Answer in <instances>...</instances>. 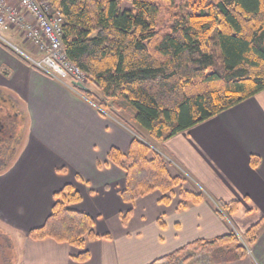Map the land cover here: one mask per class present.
<instances>
[{
    "label": "crops",
    "instance_id": "1",
    "mask_svg": "<svg viewBox=\"0 0 264 264\" xmlns=\"http://www.w3.org/2000/svg\"><path fill=\"white\" fill-rule=\"evenodd\" d=\"M83 86L101 97L89 82ZM0 89L23 106L28 119L17 156L0 174V224L16 238L15 264H150L196 240H212L230 229L243 233L260 220L251 255L229 264H264V91L155 143L123 110L107 102L101 114L80 93L83 88L24 64L1 44ZM135 132L146 142L147 135L170 162V174L183 178L168 205L159 202V191L133 204L119 196L125 173L107 153L112 147L126 153ZM66 184L81 197L72 207L93 218L99 235H109L86 243L85 262L73 260L78 248L27 236L44 223L54 193ZM183 188L201 191L204 199L178 209ZM219 201L238 202L231 218L218 209ZM128 209L132 214L122 225L120 213Z\"/></svg>",
    "mask_w": 264,
    "mask_h": 264
},
{
    "label": "trees",
    "instance_id": "2",
    "mask_svg": "<svg viewBox=\"0 0 264 264\" xmlns=\"http://www.w3.org/2000/svg\"><path fill=\"white\" fill-rule=\"evenodd\" d=\"M124 1L131 9L122 7ZM49 2L63 17L62 42L67 58L101 97L84 89H79L80 93L101 114L107 111V102L115 110L129 105L134 112L132 122L155 143L165 142L264 91V0ZM164 7L168 11L165 18ZM0 44L37 69L24 56ZM2 92L8 118L0 131V174L17 156L28 122L23 106ZM20 119L24 121L22 129ZM135 134L126 153L114 147L107 153V159L125 173L119 196L124 203L133 204L159 191V202L168 205L183 178L171 175L165 156L138 132ZM53 199L44 223L29 230L27 236L66 243L81 250L73 260L87 261L86 243L109 235H99L93 218L72 207L81 200L72 185H64ZM203 199L201 191L182 190L178 209ZM219 206L228 216L237 210L238 202L219 201ZM131 214V209L120 213L122 225ZM261 221L240 234L230 229L212 240H196L150 264H185L201 255L207 264L234 263L255 243Z\"/></svg>",
    "mask_w": 264,
    "mask_h": 264
},
{
    "label": "built area",
    "instance_id": "3",
    "mask_svg": "<svg viewBox=\"0 0 264 264\" xmlns=\"http://www.w3.org/2000/svg\"><path fill=\"white\" fill-rule=\"evenodd\" d=\"M62 25L60 10L49 0H0V34L11 31L22 37L39 56L30 57L14 49L40 72L73 88V83L85 84L87 80L65 54ZM0 39L5 40L1 35ZM218 209L225 215L221 208ZM246 253L251 255V248L248 247Z\"/></svg>",
    "mask_w": 264,
    "mask_h": 264
},
{
    "label": "rangeland",
    "instance_id": "4",
    "mask_svg": "<svg viewBox=\"0 0 264 264\" xmlns=\"http://www.w3.org/2000/svg\"><path fill=\"white\" fill-rule=\"evenodd\" d=\"M122 7L131 9V5L127 1L123 2ZM162 11H163L162 17L163 18L167 17V15H168L167 8L164 7L162 9ZM0 35L3 38H5V40H6L5 41V40L0 39V43L12 48L13 50H15L13 47H16L20 51H22L23 53H25V54L27 53L30 57L31 56L32 57H37L38 54L35 53L30 47L29 48L25 47L27 42L23 41L22 37L14 34L11 31L6 32V33L3 32ZM95 91L97 93H99L98 90H95ZM133 113H134L133 109L129 105H127V107H125V109L122 111L121 114L124 116V118L127 121L131 122L132 121L131 118L133 117ZM20 122H19V124H20L19 129H22L24 121H22L20 119ZM146 140L149 142V138H148L147 135H146ZM167 162L170 163L168 161V159H167ZM168 165H171V164H168ZM191 186L193 187L192 184H191ZM183 189L184 190H188L186 188H183ZM228 217L231 218V215H228ZM110 235L114 236V232H111ZM15 239L16 238L14 236V233L10 229H8L6 226L0 224V264H15L16 263V260H17V257H18L16 251L18 250V245H16V240ZM185 264H207V259H206L205 256L201 255L196 260L195 259L191 260V261H189V262H187Z\"/></svg>",
    "mask_w": 264,
    "mask_h": 264
},
{
    "label": "flooded vegetation",
    "instance_id": "5",
    "mask_svg": "<svg viewBox=\"0 0 264 264\" xmlns=\"http://www.w3.org/2000/svg\"><path fill=\"white\" fill-rule=\"evenodd\" d=\"M1 92H0V131H2V127H6L7 118H8V114L3 111L5 107L7 108V99L2 95L3 92L2 93Z\"/></svg>",
    "mask_w": 264,
    "mask_h": 264
},
{
    "label": "water",
    "instance_id": "6",
    "mask_svg": "<svg viewBox=\"0 0 264 264\" xmlns=\"http://www.w3.org/2000/svg\"><path fill=\"white\" fill-rule=\"evenodd\" d=\"M75 86H78V87H80V88H83V89H85V87L81 84V83H73Z\"/></svg>",
    "mask_w": 264,
    "mask_h": 264
}]
</instances>
